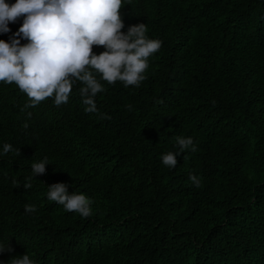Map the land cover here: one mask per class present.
<instances>
[{"label": "trees", "instance_id": "16d2710c", "mask_svg": "<svg viewBox=\"0 0 264 264\" xmlns=\"http://www.w3.org/2000/svg\"><path fill=\"white\" fill-rule=\"evenodd\" d=\"M120 15L124 34L143 24L161 47L138 85L93 70L96 112L79 81L67 103L26 110V93L0 81V246L13 249L0 264H264V0H122ZM177 136L197 151L166 166ZM61 183L92 201L88 217L48 199Z\"/></svg>", "mask_w": 264, "mask_h": 264}, {"label": "clouds", "instance_id": "9594fccd", "mask_svg": "<svg viewBox=\"0 0 264 264\" xmlns=\"http://www.w3.org/2000/svg\"><path fill=\"white\" fill-rule=\"evenodd\" d=\"M122 0H16L9 5L0 0V33L10 31V22L24 17L22 26L10 42L0 40V81L15 83L26 93L30 103L25 110L54 96L57 106L69 100L73 84L82 83L79 94L86 105L85 112L97 111L95 97L104 89L93 74L98 73L109 85L123 82L125 86L138 85L145 79L148 59L161 47V42L146 38L145 25L131 26L127 34L121 30L120 9ZM19 37V38H15ZM21 39L28 41L21 46ZM93 46L105 49L93 54ZM31 118L32 113H27ZM25 129L28 124L23 125ZM176 152L162 156V163L175 167L177 157L187 149L197 151L191 137L174 138ZM15 150L4 145V153ZM47 158L33 163L32 176L23 185L30 189V181L45 173ZM192 184L199 188L200 178L190 175ZM15 183V181H13ZM48 199L64 206L67 212L82 217L91 214V200L83 193L67 192L65 184L48 187ZM36 211L35 205H25V212ZM8 244L0 246V252H11ZM13 264H32L27 254L12 259Z\"/></svg>", "mask_w": 264, "mask_h": 264}]
</instances>
